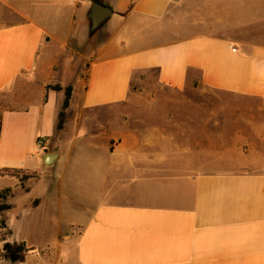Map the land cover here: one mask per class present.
I'll return each instance as SVG.
<instances>
[{"label":"crops","instance_id":"obj_1","mask_svg":"<svg viewBox=\"0 0 264 264\" xmlns=\"http://www.w3.org/2000/svg\"><path fill=\"white\" fill-rule=\"evenodd\" d=\"M91 1L0 0V169L38 174L23 187L0 177L7 241L24 244L23 264H36L33 256L37 264H264V33L241 37L264 32V0H98L112 15L91 53L80 54ZM61 53L81 61L64 84ZM150 74L173 91L197 83L262 103L216 105L209 134L205 118L194 126L148 119L139 112L155 105L131 101L141 95L134 81ZM56 83L72 86L60 130L63 92L43 102ZM81 139L86 193L64 206L62 180ZM51 153L48 176L40 156ZM48 214L52 241L32 240L45 237Z\"/></svg>","mask_w":264,"mask_h":264},{"label":"rangeland","instance_id":"obj_2","mask_svg":"<svg viewBox=\"0 0 264 264\" xmlns=\"http://www.w3.org/2000/svg\"><path fill=\"white\" fill-rule=\"evenodd\" d=\"M258 18L261 19L262 16H258ZM259 24L260 23H256L254 29L259 28ZM189 26H190V29H193V31H199V30L205 29L203 28L204 26L194 25L193 23H190ZM260 27H262V25H260ZM104 28L105 27H103L102 25L96 31L92 32L91 34L89 32L86 33V36H89L88 37L89 40L88 42L84 40V42H86L87 44L79 50L80 54L91 53V51L96 46L98 38L101 37ZM230 33L233 34V32H230ZM263 33L264 32L261 30H255L251 32L250 31L247 32L246 30V31H242V34H245V36H241V37L250 38L249 35H251V37L257 38V37H262ZM57 50H59L58 47H53L52 49L53 52ZM66 60L68 61V63L71 62L72 64L70 63V65L68 64L66 65L67 63ZM57 65L62 71V75L60 76V78H58L60 80V83L62 84L66 83L67 81L71 79V77L75 74L77 68L81 69V61L79 58L78 59L74 58L72 62L71 58L68 57L67 59L64 53H61V55L58 57ZM134 83L135 84H133V89H136V90L138 89V91L141 92V95H139L138 97H135L136 99L132 100L131 103L133 104V102H141V103L151 102L153 105H155L153 112L141 111L139 113H143L147 115L148 119H151L150 113L152 114L154 113L155 118H157V116L159 115L158 119H160L161 117L169 116V119L177 123L178 125L189 123L192 126H194V125H197L199 121H202L205 118L209 120L207 123L208 134L209 132H213L215 129L213 114L216 112L215 111L216 105L224 104V103H228V104H231V103L243 104V103H248V102L262 103V101L258 102L256 100H247V99H239V98L231 97L229 94H225L217 90L207 89L201 84H197V83H194L191 85V87H186L181 91H173L171 89H167V88L161 87L160 85L156 84V80L153 74L148 75L147 78H145L142 83H137L135 81ZM55 101L56 100H53L54 107L57 103ZM201 105L206 106L207 109L205 111L199 110L198 106H201ZM118 109H121L123 111L121 107H119ZM126 109H127V112L131 113L132 115H135L138 113L136 112L137 110L135 109L133 105H128ZM118 112L111 111L110 118L112 120L118 121L117 120L119 119L117 118ZM84 113H87V112H84ZM86 115L87 114H85V116ZM99 117L104 118L103 116H99ZM63 137L65 141L69 140L70 139L69 131L68 133L66 132ZM207 150L209 152H212V154H214L215 152L214 149L212 150L210 149V146L208 144H207ZM88 151H89V148L87 146V142L84 141L83 139H81L74 146L73 152L71 154V161L68 164V167L65 171V174L62 180L63 188H62L61 198H62V202L64 206L65 204H69V205L73 204V206L77 205L78 203L82 204L79 201V198L82 194L86 193L85 184H86L87 169H88L86 155H82V154L87 153ZM209 163L214 164L208 161L207 164L209 165ZM251 169L252 171H255V170H260L262 168L261 166H255L254 168H251ZM53 170H54V167L51 170L46 171L47 175L49 176V174H53L54 172ZM21 185L23 187V184ZM52 218H53L52 214L47 215L48 229L45 234V237L43 235L39 236L38 234L33 233L34 235L32 234V240L42 241V239L47 238L49 241L51 237L54 236L55 231L54 229L50 228L51 222H49V220H51ZM2 222H3V218H2V212H1L0 213V263L1 264L2 263L3 264H23V262L26 260L25 248L19 253H14V252L11 253L10 249H6L4 247V244L9 243V242L7 241L8 230L6 226L2 227ZM60 229L62 233H64L63 235L66 236L70 234V231L67 230L64 223L60 224ZM50 241H52V239ZM18 243L14 242V244H18ZM12 254L19 255V260L17 262L10 263L9 259ZM32 259H34V261L36 260V264L38 263V256L36 257L33 256Z\"/></svg>","mask_w":264,"mask_h":264},{"label":"trees","instance_id":"obj_3","mask_svg":"<svg viewBox=\"0 0 264 264\" xmlns=\"http://www.w3.org/2000/svg\"><path fill=\"white\" fill-rule=\"evenodd\" d=\"M98 2V0H95ZM91 34V32H90ZM48 91H55V92H63V100H62V104L60 107V110L58 112L57 115V121H56V125L55 128L57 130L62 129L64 122H65V118H66V110L69 106V101H70V97H71V93H72V86L71 85H66V86H62L60 84H48L44 87V96H43V102H46L47 100V92ZM0 128H1V116H0ZM14 177L16 178L21 184H23L24 181H26L28 178H34L37 177L38 174L35 172H24L23 170L20 169H0V177ZM9 194V189H0V213L7 211L10 206L6 203H4V201L6 200L7 196ZM35 205V203H34ZM2 227H5V224L2 222ZM4 247L6 249H10L11 253H19L24 249V244L23 243H18V244H14V243H5Z\"/></svg>","mask_w":264,"mask_h":264},{"label":"water","instance_id":"obj_4","mask_svg":"<svg viewBox=\"0 0 264 264\" xmlns=\"http://www.w3.org/2000/svg\"><path fill=\"white\" fill-rule=\"evenodd\" d=\"M111 15L112 10L109 7L95 0L91 1V5L88 11L90 32L92 33L96 31L100 26L104 24V22H106L110 18ZM56 158L57 154L55 153L43 154L42 156H40V160L45 171H49L54 167ZM9 260L10 263L17 262L19 260V255L12 254Z\"/></svg>","mask_w":264,"mask_h":264},{"label":"built area","instance_id":"obj_5","mask_svg":"<svg viewBox=\"0 0 264 264\" xmlns=\"http://www.w3.org/2000/svg\"><path fill=\"white\" fill-rule=\"evenodd\" d=\"M43 146H44V141L42 138H38L36 140V148L38 152H41L43 150Z\"/></svg>","mask_w":264,"mask_h":264}]
</instances>
